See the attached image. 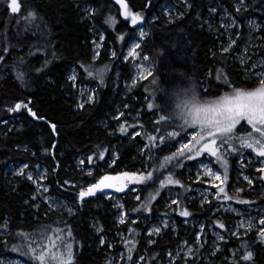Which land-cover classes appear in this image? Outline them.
Here are the masks:
<instances>
[{
    "label": "trees",
    "instance_id": "trees-1",
    "mask_svg": "<svg viewBox=\"0 0 264 264\" xmlns=\"http://www.w3.org/2000/svg\"><path fill=\"white\" fill-rule=\"evenodd\" d=\"M174 1L124 0L128 9L143 15L142 20L132 25L130 18L122 15V6L113 0H19L21 9L17 14H11L7 8L9 0H0V56L5 57L0 61V221L7 222V234L0 242V255L15 254L26 264H37L30 259V255L23 254L29 242L33 246L39 243L41 248L51 245L52 251H62L60 246L70 242L73 246V264H105L108 261L105 256L108 247L107 244L100 245L98 239L110 236L108 221L112 219V214L108 210V203L100 196L78 201V187L65 184V181L80 179L84 183H95L106 174L115 176L122 172H134L140 165L137 147L149 143L145 133L157 137L153 142L156 148L149 153L151 158L147 162L149 169L158 168L160 161L170 155L166 147L172 144L173 139L161 143L158 137L171 132V119L166 126H160L157 120L153 123L148 117L153 112L158 118L160 115L174 116L170 99L159 89H172L181 73L191 77L202 98H216L231 93L233 88L251 89V82L241 78L230 52H221L218 43L225 39L215 21L220 3L242 24L247 18L256 19L262 25L258 30L262 37L259 40V53L264 57V10H258L264 9V0H245L240 12L228 0H187L189 8L178 16L168 19L159 14L162 4ZM86 6L95 10L90 17L85 16ZM213 8L215 12L211 11ZM29 10L36 12L34 22L24 19ZM110 16L115 18V23L111 25L106 22ZM91 24H95L104 34L95 59L90 41L98 37L92 33ZM139 26L147 31L143 48L154 65L153 76L139 80L129 92L121 94L118 88L114 89V75L124 68V48ZM6 47L9 49L7 53L3 51ZM158 50H162L159 55ZM20 58H23V63ZM46 59L51 62L44 67ZM81 65L92 70L106 68L103 82L95 75L88 76ZM71 68L77 72L78 83L96 86L92 103L84 104L83 108H77L73 83L67 79ZM37 69L42 71L38 72ZM17 71L26 74V85H21L16 79ZM218 75L222 77L220 80H217ZM153 77L156 85L152 83ZM117 100L125 108L123 114L115 118L113 107ZM20 101H30L29 107L37 117L44 119L32 117L24 108L11 113L7 111L8 107ZM149 102L156 107L149 109ZM126 113H138L140 117L129 122ZM53 124L56 125L55 131L51 127ZM121 124L127 128L124 133L119 131ZM157 127H160L159 132L156 131ZM176 131L182 134L180 128H176ZM133 132L140 135L134 137ZM101 151L104 152L103 158L99 156ZM114 153L117 155L112 161ZM34 156L47 169L46 184L50 193L70 200L76 212L64 214L44 209L43 206L36 212L28 209L25 202H29L30 187L20 182L19 178H10L6 169L10 163L31 161ZM89 156L93 157L91 162L88 161ZM78 158L83 161L80 164L82 170H77ZM227 159L228 181L224 186L229 193L235 177L230 167L232 158ZM184 162L181 161L182 165ZM173 165L170 170L174 178L180 179L184 185H172L177 189L179 201L173 204L176 213L187 208L192 215L205 216L208 221L215 222V216H206L210 205H205L203 210L188 205L186 195L190 184L182 176V167L176 166L175 162ZM89 172L92 175H88ZM168 174L164 169L155 172L154 183L147 181L141 184L140 201L132 205L125 202V222L120 226L125 237L114 246L122 252L119 264H137L139 260L136 255L144 257L139 264H147L148 261L155 264L163 261L165 254L180 242L181 234L174 235L166 230L154 238L155 243L148 244L141 222L147 214L163 213L160 200L167 186L161 188L160 194L152 201L150 212H144L140 204ZM14 184H17V188ZM240 196L256 201L248 194ZM218 221L222 222V219ZM222 223L225 228L221 231L229 239L228 245L239 249L241 240L230 235L225 220ZM98 228L102 231L98 232ZM130 228L134 231L129 232ZM68 230H71L72 237H68ZM246 239L252 244L253 261L240 259L243 250L236 254V261L239 264H264V245L256 240V235H247ZM125 241L135 242L131 260L128 259ZM13 246L19 250L13 251Z\"/></svg>",
    "mask_w": 264,
    "mask_h": 264
},
{
    "label": "rangeland",
    "instance_id": "rangeland-1",
    "mask_svg": "<svg viewBox=\"0 0 264 264\" xmlns=\"http://www.w3.org/2000/svg\"><path fill=\"white\" fill-rule=\"evenodd\" d=\"M117 5L121 6V4L117 3V0H113ZM229 4L237 9L236 5L238 0H228ZM189 8V4L187 0H175L174 2L164 3L160 7L159 14L165 16L168 19L173 18L174 16H178L182 13L183 10H187ZM85 12V9H84ZM158 16V15H157ZM232 20H235L236 23L232 24ZM253 20L257 24H260L254 18H247L243 24L238 22V20L228 11V8L219 4L218 15L215 21V25L220 29V34L224 37V42H219V47L222 52V47H227L231 40H235L236 43L230 49L231 60L234 64L237 65V69L241 73V78L246 82H251V88L258 86L259 79L264 78L261 76V73H264V64H260L261 60H264V57L260 55V39L262 38L260 34H258L259 28L252 30L249 26L248 21ZM229 24L231 28H225L224 25ZM92 33L98 38L94 37L91 43V49L93 52V56H97L98 52L101 48V44L103 40L101 36L104 34L95 24H91ZM143 30L145 33L147 31L144 27L139 26L135 29L134 35L132 39H130L123 52V66L122 70L117 71L114 75V89H119V92L127 93L130 88L135 85L139 80L138 78V65L147 66L149 63L152 64V61H145L143 59L144 55H148L143 48V41L147 37H144L142 40L139 37L140 30ZM256 33L258 35H254ZM240 40L239 43L237 41ZM134 42L140 43L141 47L137 50L136 57H129L128 60H125L124 57L128 55L129 50L132 47ZM112 53V51H111ZM149 56V55H148ZM245 60L247 63L242 64L241 60ZM255 64L256 67L252 68V65ZM75 74L77 77V72L75 69L71 68L68 71L67 77L69 75ZM136 79V82L133 83V79ZM73 83V89L77 95V105L78 104H90L92 101L88 100V96L92 95L94 98V89L95 85L93 84H81L77 82L70 81ZM114 111L115 118L118 117V113L120 115L123 114L125 106L121 103L120 100H117L114 103ZM126 119L129 122L134 121L136 118L140 117L138 113H126ZM149 121L155 122L158 120V117L155 112L152 115H149ZM13 121V119L11 120ZM180 121L177 117L172 116L170 120V131H176V128H180ZM237 134H242L246 131H250L251 127L247 125L245 121L241 122V125L237 126ZM138 131V130H137ZM192 129H185L181 131V135L175 139H173L172 144L169 145L167 152L170 154L175 152L181 143H187L188 139H191L190 132ZM133 136V135H132ZM136 153L139 156L138 164L139 167L134 171L136 173L139 172H147L152 169H149L148 166V158L149 152L145 149V144H141L137 147ZM116 153L113 155L112 161L116 158ZM227 158H232L231 160V170L234 174V185L231 186L230 191L228 193L229 196L234 197L231 200H224L223 194H221V198L219 200L216 199V193L218 192L219 185L218 181H212L210 176H205L203 173L205 171V167H212L214 170H219L223 173V168L216 162L214 157H211L208 153H202L201 156L195 157L191 160H185L182 165V176L185 178L187 182L190 184V190L186 195V199L188 200V205L194 206L196 210H203L205 205H210L209 210L206 211V216H215L216 221L221 220L222 222L225 220L227 224V231L229 233L233 231H237V224L241 220V216L237 214V212L242 213L246 218L249 214L253 217H256L258 222V208H264V180H261L260 173L257 171L262 165L259 162L260 160H264V158L257 157L254 153H251L250 149L244 150V155L240 154H232ZM82 159L78 158L76 162L77 170H82L81 163H79ZM25 165L27 167L25 168ZM80 165V166H79ZM23 170L22 174H19ZM90 171V169H87ZM6 172L9 174L10 178H19L20 182L26 183L30 187L29 193V202L27 203L28 209L31 211H37L38 208L44 207L47 210L58 211L59 213L69 214V209H72V214L76 212V208L72 205L70 200L58 198L50 193V188L46 184V174L47 169L42 164L40 159L35 156L32 157L31 161L20 162L16 161L10 163L6 169ZM31 173L33 176V180H29L28 174ZM44 175L45 178H41V175ZM199 176V178H198ZM244 176H248L253 180L252 185H249L246 180H244ZM69 181V180H66ZM94 182L84 183L83 181L75 180L74 182L69 181L68 184H73L75 187H78L79 191L81 187L87 188L89 184ZM96 183V182H95ZM12 186V184H10ZM40 186L41 191L38 193L37 188ZM17 188V184H14ZM224 186V185H223ZM46 187L48 189L47 193H43L42 189ZM225 187V186H224ZM239 189V192L236 190ZM141 184L130 183L127 188L123 191H117L115 188H106L103 190H99L93 196H89L86 198H96L97 196L102 197L108 203V210L111 212V220L108 221V233L110 236H102L107 244L108 251L105 256L108 258L107 262L111 261V264H119L121 260L122 252L116 250L114 248L115 245H118L124 240L125 233L123 229H120V226L123 223L118 222V218L121 215V212H125V202L129 205L134 204L137 201L136 197L141 192ZM207 191L208 198L207 202L202 203L204 201V193ZM226 191V189H225ZM227 192V191H226ZM248 194L256 198L253 204L246 205L239 203V199L245 200L241 197V194ZM34 194H37V198L33 199ZM50 197V200H45L44 197ZM177 189L172 185H167L164 190V195L160 200L161 210L163 213L156 215H145L142 222V227L144 228V236L146 237V241L149 244V240L152 241L154 238L161 234L166 230H170L174 235L181 234L180 242L178 245L174 247V249L169 250L165 254V258L163 261L155 262V264H222L224 262L228 263L233 258V249H238L237 246L228 245L229 239L224 235L221 231V228L217 226L214 222L208 221L205 216H194L190 215L189 217L180 216L179 211H175V208L172 204V200H177ZM238 197V199L236 198ZM85 198V197H84ZM83 198V199H84ZM80 201V200H78ZM249 201V200H248ZM55 205V206H54ZM123 206L122 208L119 206ZM177 205V210H178ZM237 209V212H233L231 209ZM192 209V208H190ZM168 212H165V211ZM177 214V215H176ZM168 222V227L163 226V222ZM7 222L0 221V225H5ZM201 225H204L203 231L201 230ZM90 226H93V223H90ZM153 226L161 227V232L159 234H149V229ZM241 236L244 234L243 229H239ZM197 233H200L201 239L200 244H197ZM7 234V230L5 228H0V242L4 241V237ZM217 234L223 235V240L217 239ZM256 235V232H250L248 235ZM205 237V238H204ZM101 237L98 239L100 241ZM186 242V243H185ZM101 245V243L99 242ZM104 245V244H103ZM112 245V247H109ZM203 245V247H200ZM219 246V251L215 256L212 255L214 251V246ZM187 246H192L194 249L199 248V253L196 256H185L183 253L187 251ZM180 253L177 255V253ZM239 252V251H238ZM235 253V257L236 254ZM171 253V257L169 256ZM137 260L140 262L141 255H136ZM227 258V260H226ZM0 262L2 264H26L18 255L8 254V255H0ZM147 264H151L148 261Z\"/></svg>",
    "mask_w": 264,
    "mask_h": 264
},
{
    "label": "snow or ice",
    "instance_id": "snow-or-ice-1",
    "mask_svg": "<svg viewBox=\"0 0 264 264\" xmlns=\"http://www.w3.org/2000/svg\"><path fill=\"white\" fill-rule=\"evenodd\" d=\"M117 3L121 4L124 11L122 15L130 18V22L132 25H136L138 21L143 19V15L141 13H134L130 9H128L127 5L124 3V0H117ZM245 4V0H238L236 5L237 12H240ZM147 7V5H146ZM7 8L10 10L11 14H17L21 9V4L19 0H9L7 3ZM264 10V9H258ZM95 10L91 7H85V16L90 17V15ZM212 12H215L216 9H211ZM36 18L35 10H29L27 15L24 17L26 21L34 22ZM108 24H114L115 18L108 17ZM236 21L232 20V24H235ZM249 26L252 30L262 27L261 24H257L253 20L248 21ZM225 28H231V25L225 24ZM147 33H145L142 29L139 32V37L142 40L146 37ZM103 40V35L101 36ZM118 39H123L122 37H118ZM236 43L235 40H231L230 44L227 47H222V52L227 54L229 53L232 46ZM141 47L140 43L134 42L132 44L131 49L128 52V55L124 57L125 60H128L129 57H136L137 50ZM5 53L9 51L6 47L3 49ZM162 50H158V55ZM115 56V53H113ZM53 58H55V53H53ZM5 59L4 56H0V61ZM95 59V56L93 57ZM143 59L145 61H150V57L148 55H144ZM21 63H23V58H20ZM51 61L46 59L44 61V67H46ZM242 64H246L245 60H241ZM260 64H264V60L259 62ZM81 67L85 68L88 76L95 75L101 82H103L105 69L92 70L88 67L81 65ZM138 78L145 79L146 77L153 76V68L154 65L149 63L147 66L138 65ZM256 65L253 64L252 68H255ZM36 71L41 72V69H37ZM264 76V73L260 74ZM222 77L220 75L217 76V80H220ZM16 79L21 85L27 84L26 74L17 71ZM69 81L75 82L77 77L75 74L69 75L67 77ZM136 82V79H133V83ZM228 81L225 79V83ZM153 85H156L157 81L155 77L152 80ZM166 97H168L173 105V114L177 117L182 123L180 124L181 131L185 129H192L190 132L191 139H188L187 143H181L180 147L169 156H165L159 163L158 168L155 170H150L147 172H122L115 176L112 175H103L99 178L96 183H91L85 189L81 187L77 199L83 200L84 197H89L95 195V193L99 190H103L106 188H115L117 191H123L128 187L130 183L143 184L147 181L155 182V172L164 169L168 171V175L160 180L159 187L155 189L153 193H150L149 196L140 204V208L143 209L144 212H150L152 201L156 199V196L160 194V189L166 187L167 185H179L183 187V183L180 179L174 178L172 171L170 170L173 167V162H175L176 166L182 167V160H191L195 157L201 156L202 153H208L211 157H214L216 162L223 168V173L219 170H214L212 167H205L204 175L210 176L212 181H218L219 185L218 192L215 194L216 199L219 200L221 198V194H223L224 200H231L234 197L229 196L225 191V185L228 181V159L227 157L232 154H240L244 155V150L250 149L251 153H254L257 157L264 158V78L259 79V84L256 87L251 89H242V88H233L231 93H226L216 98H202L201 93L197 90V87L194 83H192L191 77H186L183 73L178 77V83L172 88H161L159 89ZM88 100L92 101L93 96L89 95ZM28 103H24L22 101L17 102L14 106L8 107V112H15L21 108L27 110V112L34 118H38L43 120L44 117H37L36 112L33 111L31 107H29ZM83 104H78L77 108H83ZM156 105L154 103L149 102L148 108L154 109ZM163 110V106H161V111ZM118 115H120L118 113ZM172 119L171 116L168 115H160L157 120V125L166 126L169 120ZM245 121L247 125L251 127L250 131H246L242 134H237V126L241 125V122ZM52 130H56V125H52ZM119 131L124 133L127 131V128L124 124H121L119 127ZM156 131H160V127L156 128ZM132 135L135 137L140 135V133L133 132ZM147 135V139L149 143L145 145V149H148L149 153L152 152L156 145L153 143L157 137L152 135ZM180 136V133L177 131H172L166 134V136H159L158 139L161 143H163L166 139H174ZM157 150H161L158 149ZM100 158L104 157V152L101 151L99 153ZM151 158V157H149ZM93 160L92 156L88 157V161L91 162ZM261 163V167L257 170L261 175L260 179L264 180V160L259 161ZM79 163L83 164V161ZM27 165H25V168ZM23 170L19 174H22ZM162 174V173H161ZM88 175H92L91 172ZM29 180H33V176L31 173L28 174L27 177ZM41 178H45L44 175H41ZM199 178V176H198ZM244 180L248 182L249 185H252L253 180L248 176H244ZM35 183V181L33 180ZM69 181H65V184H68ZM41 191L40 186L38 185L37 192ZM43 193H47L48 189L44 187L42 189ZM239 192V189L236 190ZM264 195V193H262ZM37 198V194H34L33 199ZM208 193L205 191L204 193V201L202 203L207 202ZM238 199V197H236ZM45 200H50V197L45 196ZM138 201H140V196L136 197ZM25 203H28L27 201ZM179 201L172 200V204H178ZM239 203L251 205L255 202L239 199ZM55 206V205H54ZM119 207H123L122 205ZM233 212H237V209H231ZM69 214H72V209H69ZM133 211H139V209H133ZM238 215L241 216V220L237 224V231H233L230 233L232 237L241 240L240 248L233 249V258L231 261H228V264H239L235 259V253L243 250V255L241 256V260L244 262H252L254 258V252L251 249L252 244L246 239L248 233L255 231L256 232V240L264 245V208H258L259 219L258 222L256 217H253L249 214L246 218L242 213L237 212ZM125 212H121L120 217L118 218L119 223L125 222ZM180 215L183 217H189L191 213L185 208L180 212ZM135 223V221H133ZM215 224L219 226V228L224 229L225 224L220 221H215ZM163 226L168 227V222L164 221ZM7 227V224L0 225V228ZM204 225H201V230L203 231ZM239 229L244 230L243 236H241ZM98 232L102 231V229L98 228ZM134 229H129V232H133ZM161 232V227L153 226L149 229V234H159ZM68 237H72L71 230H68ZM200 233H197V244H200ZM218 240H223L224 236L217 234ZM101 245L105 244L106 241L103 237L100 239ZM131 243V246L128 244ZM155 243L151 239L149 240V244ZM186 243V242H185ZM125 246L128 252V259H132V252L135 248V242L125 241ZM62 251H52L51 245L47 248H41L40 244L37 243L35 246L32 245L31 242L27 245L26 250L23 254L30 255V259L37 262V264H73L74 255H73V246L72 243H64L60 246ZM112 247V245H109ZM203 247V245H200ZM19 250L16 246H13V251ZM219 251V246H214V251L212 253L213 256ZM199 253V248H193L192 246H187V251L183 254L187 256H196ZM180 253L178 252L177 255ZM171 257V253H169ZM144 257L141 256L140 260L143 261ZM227 260V258H226ZM2 264V262H0ZM107 264H111V261L107 262ZM139 264V262H137Z\"/></svg>",
    "mask_w": 264,
    "mask_h": 264
}]
</instances>
